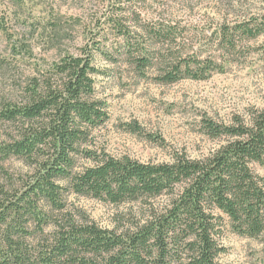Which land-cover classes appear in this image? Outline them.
Returning <instances> with one entry per match:
<instances>
[{
	"label": "trees",
	"instance_id": "trees-1",
	"mask_svg": "<svg viewBox=\"0 0 264 264\" xmlns=\"http://www.w3.org/2000/svg\"><path fill=\"white\" fill-rule=\"evenodd\" d=\"M132 2L115 0L105 23L126 41L116 55L138 76L153 71L155 81L173 84L226 72L214 58L185 55L176 42L178 25L142 24L139 14L129 25L124 4ZM263 33L264 18L224 24L214 44L233 56L241 42ZM94 47L115 61L99 42ZM93 58L87 50L65 55L44 74L19 80L16 96L0 98V264H220L228 226L262 238L264 177L254 166L264 167V109L250 107L227 121L203 115L200 133L215 146L200 157L186 151L163 162L114 156L93 142L108 120L94 78L104 70ZM12 158L30 171L11 174L3 163ZM71 195L134 206L108 228L72 205Z\"/></svg>",
	"mask_w": 264,
	"mask_h": 264
},
{
	"label": "rangeland",
	"instance_id": "rangeland-1",
	"mask_svg": "<svg viewBox=\"0 0 264 264\" xmlns=\"http://www.w3.org/2000/svg\"><path fill=\"white\" fill-rule=\"evenodd\" d=\"M114 2L0 0V98L16 96L19 80L23 84L36 73L44 74L61 57L91 51L92 63L104 70L94 78L96 96L106 103L108 113V120L93 133L94 146L143 162L170 161L174 151H186L192 157L206 154L215 144L200 133L205 114L227 121L250 107L264 109V33L241 42L242 48L233 56L214 44V32L222 25L264 18V0H133L126 6L127 1L124 8L129 13L124 17L129 25L136 22L135 14L141 16L142 24L178 25L181 30L176 42L185 55L198 52L203 58L226 64V72L214 73L207 80L184 79L173 84L155 81L157 72L153 71L149 78H141L124 55H116L124 51L126 41L105 23ZM97 42L115 54V61L99 54L94 47ZM134 125L140 127L138 132L133 131ZM0 135L1 142V130ZM3 166L16 176L30 171L15 158ZM254 168L264 177V167ZM69 202L108 228L134 206L115 207L76 195H71ZM222 243L226 252L220 255V264H264V236L243 237L228 226Z\"/></svg>",
	"mask_w": 264,
	"mask_h": 264
}]
</instances>
